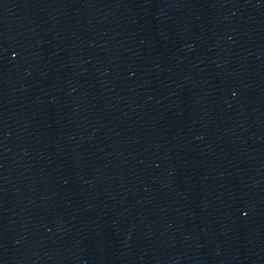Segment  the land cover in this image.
<instances>
[{
	"label": "water",
	"instance_id": "water-1",
	"mask_svg": "<svg viewBox=\"0 0 264 264\" xmlns=\"http://www.w3.org/2000/svg\"><path fill=\"white\" fill-rule=\"evenodd\" d=\"M0 264H264V0H0Z\"/></svg>",
	"mask_w": 264,
	"mask_h": 264
}]
</instances>
